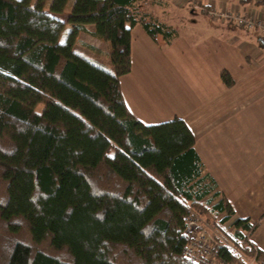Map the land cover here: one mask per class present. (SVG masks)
<instances>
[{"label": "trees", "instance_id": "obj_1", "mask_svg": "<svg viewBox=\"0 0 264 264\" xmlns=\"http://www.w3.org/2000/svg\"><path fill=\"white\" fill-rule=\"evenodd\" d=\"M163 8L0 0V264H200L184 233L192 213L221 231L216 264H264L250 240L259 223L234 219L186 121L144 124L125 102L133 29L160 47L179 37ZM87 32L110 44V68L74 51Z\"/></svg>", "mask_w": 264, "mask_h": 264}, {"label": "crops", "instance_id": "obj_2", "mask_svg": "<svg viewBox=\"0 0 264 264\" xmlns=\"http://www.w3.org/2000/svg\"><path fill=\"white\" fill-rule=\"evenodd\" d=\"M221 12L264 23V0H164V20L179 30L176 41L164 46V55L187 53L193 47L189 36L196 29L204 35L200 42H209L207 51L221 58L213 72L218 94L207 97L210 111L181 117L195 135V149L207 171L234 209V219L248 218L259 223L250 240L264 251V34L220 18ZM138 27L132 34L138 29L145 43L160 47ZM133 41L132 36V64ZM207 65L200 62L196 74L206 71ZM222 70L229 72L234 86L226 87ZM122 82L121 77L125 102L136 118L144 124L171 119L139 115ZM227 224L230 226L231 221Z\"/></svg>", "mask_w": 264, "mask_h": 264}, {"label": "rangeland", "instance_id": "obj_3", "mask_svg": "<svg viewBox=\"0 0 264 264\" xmlns=\"http://www.w3.org/2000/svg\"><path fill=\"white\" fill-rule=\"evenodd\" d=\"M159 14L164 16V11L162 10ZM60 18L66 20V17ZM192 19H195L194 15ZM87 28L89 31L94 29L91 25ZM140 32L137 29L132 34L134 53L131 72L122 76L125 91L134 99L136 112L139 115L152 116V118L155 116L172 118L179 115L186 117L194 112L210 111L211 105L208 106L207 97L218 94L215 91L217 79L213 72L216 69L215 64L221 58L218 56L215 58L207 51L209 50L208 41L200 42L204 39L202 32L195 29L189 36L194 48L189 47L185 54L177 55L168 52L170 57L164 55V47L159 49L145 43ZM110 49L109 43L98 40L89 32L80 33L74 44L75 52L109 68L111 63L107 53ZM202 61L209 64L205 67L207 70L196 74L197 66ZM222 217L223 215H218L216 221L219 222ZM209 226L214 233L221 236V231L216 226L213 227L211 224ZM220 227L228 232L232 231L229 224L220 225ZM211 264H216L215 259Z\"/></svg>", "mask_w": 264, "mask_h": 264}, {"label": "built area", "instance_id": "obj_4", "mask_svg": "<svg viewBox=\"0 0 264 264\" xmlns=\"http://www.w3.org/2000/svg\"><path fill=\"white\" fill-rule=\"evenodd\" d=\"M224 20H233L236 24L244 26L247 30L258 29L264 34V23L252 19L242 18L239 14L219 13ZM184 233L192 238L188 253L197 263L211 264L214 256L212 244L214 242V231L209 223L196 214H189L185 219Z\"/></svg>", "mask_w": 264, "mask_h": 264}]
</instances>
